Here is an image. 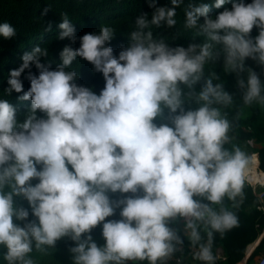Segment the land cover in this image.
I'll list each match as a JSON object with an SVG mask.
<instances>
[{
  "label": "clouds",
  "instance_id": "clouds-1",
  "mask_svg": "<svg viewBox=\"0 0 264 264\" xmlns=\"http://www.w3.org/2000/svg\"><path fill=\"white\" fill-rule=\"evenodd\" d=\"M179 3L149 0L151 19L147 13L136 18L137 30L118 55L109 43L113 28L77 37L65 16L59 38L79 40V47L66 45L52 67L41 60L47 50L36 46L9 70L6 94L30 103L20 119L18 107L0 99V245L8 264H33L27 255L34 242L43 250L64 237L75 242L74 264H162L184 242L171 226L181 218L184 236L197 248L194 259L216 264L214 232L239 224L225 198L238 207L246 185L264 187L258 178L264 169L257 153L225 147L231 124L213 105L230 104L232 96L208 79L196 96L203 103L186 109L181 85L191 89L201 79L215 43L223 46L226 69L238 74L244 103L264 104L260 75L251 68L246 80L239 75L249 58L264 68V0H231L215 15L211 9L229 0L190 4L185 24L207 36L202 44L172 47L145 32L149 24L175 26ZM15 35L12 23L0 22V36ZM78 57L102 73L99 91L78 83L71 68ZM117 209L119 218L106 219ZM97 226L103 245L92 236Z\"/></svg>",
  "mask_w": 264,
  "mask_h": 264
},
{
  "label": "trees",
  "instance_id": "trees-1",
  "mask_svg": "<svg viewBox=\"0 0 264 264\" xmlns=\"http://www.w3.org/2000/svg\"><path fill=\"white\" fill-rule=\"evenodd\" d=\"M202 2L214 4V0H180V3L174 6L176 7L175 19L177 21L175 26L168 27L164 23L159 26L149 24L145 32L152 31L154 39L163 40L172 47H188L190 44L204 43L208 39L207 36L195 28L186 27L185 24V9L190 4ZM245 2L248 3L251 0H245ZM156 3L157 6L173 7L171 0H156ZM230 6L231 0L220 9L213 7L209 15H215L222 11L223 7ZM153 11L154 9L149 6V0H0V22L8 21L16 28L14 37L4 38L0 36V99H7L16 105L18 117L23 119L26 105L30 101H19L17 98L19 94L17 93L6 94L9 70L18 67L22 63V55L36 46L47 50V56L41 57V60L42 62L52 61V67H55L56 63L59 62L60 52L66 45H71L73 48L79 47V40L73 42L68 38H59V33L62 31L59 24L65 16L74 24L77 37L88 32H99L103 26L113 28L114 37L109 43L114 48V53L118 55L121 48L131 42V32L137 30L136 18L147 13L150 20ZM200 19L203 21V17ZM257 34L258 30L254 27L252 35ZM212 53L213 55L208 58L204 65L201 79L191 89L186 85H181L185 92L184 107L195 109L203 103L197 101L196 96L208 79H212L213 84H220L223 90L232 96L230 104L213 105L220 109L221 115L226 117L231 124L230 141L225 147L231 150L234 145H239L249 153H257L259 166L264 169V104H261L259 100L245 104L243 100L245 89L239 86L238 74L225 67L223 46L214 43ZM71 68L79 74L78 83L94 87L96 91L104 86L102 73L94 71L90 62L78 57ZM248 68L255 70L264 82V68L251 58L246 59L245 71L239 75L246 80ZM31 70L37 71L34 65ZM24 85L25 90H27L30 86L27 79L24 80ZM165 116H167V111ZM5 190H8L7 187ZM245 193L246 195L238 207H233V202L225 198L224 206L236 212L239 217V224L223 235L214 232L212 249L217 257L216 264H237L243 260L247 247L255 241L264 227V213L259 208L260 199L255 188L246 185ZM112 195L118 196V194ZM16 200L17 204L28 206L22 198L17 197ZM31 218L33 217L30 216ZM112 218H119V209H117L115 217L106 219ZM171 226L174 229L178 228V234L184 242L177 245V251L164 258L162 264H203L202 261L194 259L193 253L197 248L184 236V230L174 224ZM200 230L203 242H206L207 231L205 226L201 225ZM92 236L99 245L105 243L101 226L92 230ZM74 243L70 237H64L58 240L55 246H44L41 250L35 248L34 242L33 251L27 255V258H30L33 264H74L73 253L70 251ZM263 247L264 239L253 255L261 251ZM219 248L223 249V256H218L217 250ZM6 251V247L0 245V264H8L5 259ZM127 264H149V261H128Z\"/></svg>",
  "mask_w": 264,
  "mask_h": 264
},
{
  "label": "crops",
  "instance_id": "crops-1",
  "mask_svg": "<svg viewBox=\"0 0 264 264\" xmlns=\"http://www.w3.org/2000/svg\"><path fill=\"white\" fill-rule=\"evenodd\" d=\"M258 158V157H257ZM259 161V159H258ZM260 168V166H259ZM255 182V181H254ZM256 183V182H255ZM260 190L261 191H264V187H261L259 186ZM172 224H174L175 226L179 227V228H182L184 230V226H183V223L179 220L177 222H173ZM264 229V227H263ZM262 229V230H263ZM261 233L262 231L259 233L258 237L255 239V241H253L251 244H249V246L247 247V250H246V254H245V257L243 258V260H241L240 262H238L237 264H252L255 260H257L260 256L264 255V247L261 251H259L258 253H256L255 255H253L254 251L256 250V248L260 245V243L262 242V240L264 238H262L261 236ZM217 254L218 256H223V249L222 248H219L217 250ZM253 255V256H252ZM252 256V259L249 261V259L251 258Z\"/></svg>",
  "mask_w": 264,
  "mask_h": 264
},
{
  "label": "built area",
  "instance_id": "built-area-1",
  "mask_svg": "<svg viewBox=\"0 0 264 264\" xmlns=\"http://www.w3.org/2000/svg\"><path fill=\"white\" fill-rule=\"evenodd\" d=\"M259 184L255 183V191L257 192L259 199H260V205L259 208L264 213V191H261L259 188ZM262 238H264V229L261 233ZM252 264H264V255L260 256L257 260H255Z\"/></svg>",
  "mask_w": 264,
  "mask_h": 264
},
{
  "label": "rangeland",
  "instance_id": "rangeland-1",
  "mask_svg": "<svg viewBox=\"0 0 264 264\" xmlns=\"http://www.w3.org/2000/svg\"><path fill=\"white\" fill-rule=\"evenodd\" d=\"M34 183V182H33ZM254 184H255V182H253ZM25 202H27L26 200H24ZM182 223H183V226H184V220L183 219H181L180 220Z\"/></svg>",
  "mask_w": 264,
  "mask_h": 264
},
{
  "label": "bare ground",
  "instance_id": "bare-ground-1",
  "mask_svg": "<svg viewBox=\"0 0 264 264\" xmlns=\"http://www.w3.org/2000/svg\"><path fill=\"white\" fill-rule=\"evenodd\" d=\"M259 179H264V177H258Z\"/></svg>",
  "mask_w": 264,
  "mask_h": 264
}]
</instances>
